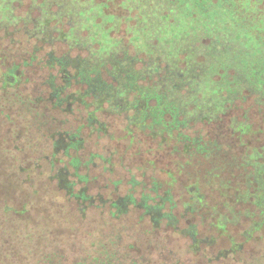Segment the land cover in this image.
<instances>
[{"label":"trees","instance_id":"trees-1","mask_svg":"<svg viewBox=\"0 0 264 264\" xmlns=\"http://www.w3.org/2000/svg\"><path fill=\"white\" fill-rule=\"evenodd\" d=\"M221 4L215 5L233 26L248 25L245 8L233 0ZM194 8L206 19L219 15L198 1ZM14 33L0 30V137L11 150L0 148V175L5 162H14L0 197L42 196L62 212L54 230L36 232L42 250L32 264H223L227 252L217 239L224 220L203 190L222 195L227 189L221 177L239 159L237 143L247 156L257 150L261 124L248 117L254 104L244 109L238 134L226 118L213 128L203 119L195 130L168 100L162 75L141 76L132 66L148 67L146 55L129 50L111 61L84 54L70 61L61 42L66 32L61 41L38 46L25 37L11 42ZM254 39L264 48L263 34ZM239 73L225 86L231 94L257 88L264 97V59ZM247 201L264 216V195ZM206 224L214 231L210 238L201 229ZM230 247L229 254L238 251L232 241Z\"/></svg>","mask_w":264,"mask_h":264},{"label":"rangeland","instance_id":"rangeland-1","mask_svg":"<svg viewBox=\"0 0 264 264\" xmlns=\"http://www.w3.org/2000/svg\"><path fill=\"white\" fill-rule=\"evenodd\" d=\"M120 1L0 0V30L16 32L11 42L25 37L36 42V46L61 41L66 32L61 42L67 46L65 58L70 61L79 54L89 56L96 63L103 61L102 57L111 61L129 50L146 55L148 67L132 66L139 69L141 76L162 75L161 84L168 100L180 107L188 125L195 130L202 128L198 124L203 119L213 128L226 118L234 122L238 134L240 127L245 129L246 125L242 121L244 109L254 104L248 117L261 124L258 138L253 141L257 150L247 156L243 146L237 143L239 159L234 162V169L221 177L227 189H221L222 195L220 191L204 189L203 192H209L210 209L224 220L223 232L217 239V248L227 252L222 263L264 264V216L247 201L248 197L254 202L264 195V97L257 88L233 95L225 87L234 76L241 78L239 72L248 73L251 66L264 59V48L254 39L258 31L264 35V0H233L248 11V25L241 29L232 25L229 13L217 9L215 4L220 1V7L224 6L226 0H197L219 14L211 19L197 12L190 0H124L121 6ZM256 19L261 24L254 23ZM29 46L33 51L34 46L31 43ZM161 64L165 67L159 70ZM221 143L226 149V141L221 139ZM9 147L2 135L0 148L11 151ZM207 147L215 154V148ZM222 153L218 152L223 158ZM13 163L3 164L6 170L1 168L0 183L9 181V167ZM7 193L0 197L1 262L32 264L33 253L42 250L40 241L39 247L36 244V232L54 230L62 212L59 213L54 199L46 200L42 196L25 199L23 195L7 196ZM4 204L12 210H3ZM20 209L22 215L12 218V211ZM230 212L236 220L230 218ZM201 229L208 238L213 235L207 224ZM55 234L58 236V231ZM231 241L238 249L234 254H229Z\"/></svg>","mask_w":264,"mask_h":264},{"label":"flooded vegetation","instance_id":"flooded-vegetation-1","mask_svg":"<svg viewBox=\"0 0 264 264\" xmlns=\"http://www.w3.org/2000/svg\"><path fill=\"white\" fill-rule=\"evenodd\" d=\"M190 1H191V2H195V3H196V1H197V0H190Z\"/></svg>","mask_w":264,"mask_h":264}]
</instances>
